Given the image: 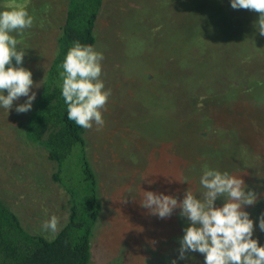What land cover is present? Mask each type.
I'll return each mask as SVG.
<instances>
[{"label": "rangeland", "instance_id": "obj_1", "mask_svg": "<svg viewBox=\"0 0 264 264\" xmlns=\"http://www.w3.org/2000/svg\"><path fill=\"white\" fill-rule=\"evenodd\" d=\"M67 1L0 0V11H4V4H28L30 12L34 13V25L25 36V42H22L23 48L27 49L22 66L33 73V80L38 84L52 57L55 33L63 21ZM193 8L231 27H249L251 34L260 38L261 48L264 49V36H260L255 27L259 14L245 9H233L231 0H104L94 28L96 43L93 47L103 53L101 79L105 88L111 89V96L107 111L103 113V128L97 130L94 125L90 130L85 129L91 163L98 174L102 201L100 219L92 238L94 256L91 264H118L117 245L127 249L133 243L136 244L133 239L145 241L136 235L139 234L136 218L143 212L142 207L137 205V197L146 184L143 180L147 181L148 178L169 189L175 188L171 184V172L167 173L169 179L164 180L168 165L161 159L169 143L165 141L166 147L163 146L164 140L155 131V126L162 119L160 111L154 109L157 105H163L159 95L169 92L168 88L160 86L159 81L171 79L172 64L187 50V46L193 45L191 39L185 43L183 39L177 40L176 33L183 21V13ZM244 33L240 32L241 35ZM242 44L244 42H240ZM225 47H214L215 54L219 53L213 56L216 61L214 68H204L201 62L202 69H195L192 74L190 67V85L192 82H202L208 86L211 84L210 90H221L229 74L264 75V53L258 52L247 60L235 51L237 62L233 65L227 61L234 59L229 50L232 45L225 43ZM194 53L200 51L196 49ZM219 63L220 66L217 65ZM36 90L33 87L32 91ZM26 99L21 97L14 101L10 110L0 107V197L18 214L28 230L52 237L54 234L44 232L41 225L55 214L59 218L60 228L67 214V193L49 177L53 162L45 157L39 146L29 143L24 137L23 129L29 111L18 113L15 109ZM257 102V105L264 108V100ZM131 109L138 110V113H132ZM252 109V118H256V124L251 131L244 130L241 139L251 144L253 157L241 161L238 171L241 178L246 180L247 190L251 186L258 194V202L254 206H246L245 211H252L255 222L253 239H258L260 246H263L264 231L259 228V218L264 214V113L259 111L258 106L254 105ZM150 111L155 113H151V118L144 114ZM220 121L225 119L221 118ZM197 156H201L200 153ZM137 178L139 182H136ZM43 179L49 182V194L47 188L43 191L33 188V182L37 187V182L42 183ZM199 258L200 263L205 261L204 255ZM150 261L145 259L141 263L150 264ZM127 262L133 264L131 257Z\"/></svg>", "mask_w": 264, "mask_h": 264}, {"label": "trees", "instance_id": "obj_2", "mask_svg": "<svg viewBox=\"0 0 264 264\" xmlns=\"http://www.w3.org/2000/svg\"><path fill=\"white\" fill-rule=\"evenodd\" d=\"M103 3L104 0L67 1L63 21L55 33L52 57L40 77L39 84H42L36 90V99L23 129L27 141L39 146L45 157L54 164L49 177L67 193L65 220L52 237L32 232L0 197V264H91L94 256L92 238L102 211L99 179L91 163L85 129L67 118L60 72L66 54L75 41L95 45L94 28ZM3 6L4 10L23 7L34 16L28 4ZM183 14V21L176 30L177 40L183 39L185 43L191 39L193 45L187 46V50L177 57L175 64L171 63V79L159 81L160 86L168 88L169 92L159 95L163 105H157L154 109L160 111L162 119L159 125L155 126V131L161 140H164L163 146L166 147L165 141L170 144L161 159L168 165L164 180L169 179L167 173L171 172V184H174L175 188L169 189L147 178V181L143 180L146 184L137 197L138 206H141L143 191L173 195L183 200L185 191L190 187L193 193L198 195L203 191L199 181L205 165L239 177V163L253 157L251 144L241 139L244 130L251 131L256 124V118H252V106H258L259 111L264 113V108L257 105L258 100H264L263 74H229L221 90H210L212 85H204L202 82L191 81L192 85L189 83L192 78L190 67L192 74L195 69H202L201 62L204 68H214L216 61L213 56L219 54H215V49L226 48L225 43L232 45L229 50L233 58L235 51L247 60L258 52L264 53L260 38L251 34V29L245 25L233 24L235 26L231 27L214 17H207L194 8ZM29 32V29L25 31L23 42ZM240 32L245 33L241 35ZM240 42L244 44L240 45ZM196 49L200 53H194ZM227 61L233 65L237 62L235 58ZM245 106L247 107L244 109ZM137 111L131 109L132 113L137 114ZM151 113L153 112H144L150 115L149 118ZM221 118L225 121L221 122ZM199 153L202 157L197 156ZM244 181L247 184L246 180ZM136 182H139L138 178ZM48 183L43 179L42 183L37 182L36 187L33 182V188L36 191L38 188L39 191L47 188L46 192L49 194ZM169 184L170 181L167 186ZM224 203L223 197L218 198L216 206L221 207ZM36 204L38 205V201ZM142 211L140 217L136 218V228L139 232L136 235L146 242L138 241L139 238L133 239L136 244L133 243L127 249L123 245H117L118 264H123V261L128 264L130 257L133 264H139L145 259H150V264H172L173 260H176V264H205V261L199 262V256L202 254L198 252H189L187 259H178L183 230L190 226V222L180 216V209H175L171 217L165 219L149 215L148 209L142 208ZM249 213L253 219L252 211L249 210Z\"/></svg>", "mask_w": 264, "mask_h": 264}, {"label": "clouds", "instance_id": "obj_3", "mask_svg": "<svg viewBox=\"0 0 264 264\" xmlns=\"http://www.w3.org/2000/svg\"><path fill=\"white\" fill-rule=\"evenodd\" d=\"M231 7L258 13L255 27L259 35L264 36V0H231ZM33 25L34 16L26 8L0 11V107L10 110L14 101L26 97V101L16 107L18 113L31 110L36 99L32 89L42 84L36 83L33 73L21 66L27 50L21 47L23 36ZM103 59V53L92 45L75 41L61 65V90L67 118L83 129L90 130L95 125L100 130L105 125L103 113L107 111L111 89H106L101 79ZM199 183L203 191L197 195L189 187L183 200L143 191L140 201L149 215L165 219L171 217L175 209H180V216L190 222L183 230L178 259H187L189 252H198L204 255L205 264H264V246L253 239L255 222L245 211L246 206L258 202V194L247 190L241 176L207 165ZM221 197L225 203L217 207L216 201ZM41 228L44 232L57 233L59 218L53 214L43 221ZM259 228L264 231V214L259 218ZM172 264H176V260Z\"/></svg>", "mask_w": 264, "mask_h": 264}]
</instances>
